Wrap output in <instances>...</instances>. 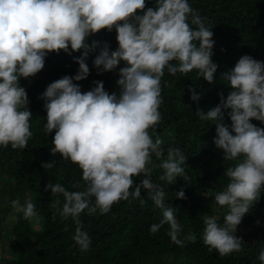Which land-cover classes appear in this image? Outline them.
Segmentation results:
<instances>
[{
  "label": "clouds",
  "instance_id": "obj_1",
  "mask_svg": "<svg viewBox=\"0 0 264 264\" xmlns=\"http://www.w3.org/2000/svg\"><path fill=\"white\" fill-rule=\"evenodd\" d=\"M144 9L145 0H0V147L24 149L32 136L29 100L18 79L37 74L48 53L79 51L80 56L73 57L77 72L51 82L39 97L46 112L44 128L47 134L55 130L50 153L76 164L85 182L83 191L46 183L44 191L50 189L57 196L52 207L79 225L83 210L107 213L115 202L138 198L144 189L162 209V219L149 231L155 233L167 224L171 241L183 246L174 207H165L164 188L150 179L152 156L164 157V149L149 129L154 133L161 120L164 69L171 75L196 70L197 77L212 83L218 67L211 59L215 41L212 27L188 0H155L154 7ZM113 28L115 50L110 51L106 42L86 43L99 30ZM98 47L93 60L98 75L124 62L116 80L118 93L105 91L103 81H93L94 86L85 92L75 83L89 75L86 57ZM222 78L231 88L227 98L221 94L219 104L207 112L198 109L196 114L214 122L213 143L222 150L223 161L238 160L224 171L229 182L214 197L218 205L227 206L223 224L212 216L204 218V244L225 256L241 250L237 225L264 192V128L250 123L254 119L264 124V62L243 55ZM188 91L190 100L198 102L200 95ZM223 110H230V123H225ZM185 160L181 149L169 147L159 164L163 170L159 180L172 185L177 177L186 179ZM54 165L55 160H50L42 167ZM137 175L143 178L133 187ZM175 197L184 198L183 188ZM11 204L24 218L36 215L30 199L24 203L14 199ZM186 239L195 240V235ZM73 240L81 251L90 247L89 234L79 226ZM257 258L264 264V246Z\"/></svg>",
  "mask_w": 264,
  "mask_h": 264
},
{
  "label": "trees",
  "instance_id": "obj_2",
  "mask_svg": "<svg viewBox=\"0 0 264 264\" xmlns=\"http://www.w3.org/2000/svg\"><path fill=\"white\" fill-rule=\"evenodd\" d=\"M188 3L204 18L205 24L212 27L215 43L211 59L218 65L217 71L213 82L208 83L197 77L196 70L171 75L165 68L160 81L161 120L155 125L154 133L149 129L153 140L159 138L160 147L164 149V157L152 156L150 179L164 188L165 207H174L177 222L182 226L183 246L171 241L167 224L155 233L149 231L152 224L162 219V209L155 206L144 189L138 198L115 202L107 213L97 210L90 214L87 209L83 210L78 217L79 225L71 217L63 218L52 207L57 196L52 195L50 189L44 191L46 183H60L70 191L85 188L78 166L62 159L58 153L54 156L50 153L55 130L47 134L44 128L46 112L44 101L39 97L51 82L72 76L78 70L73 57H79L80 52L67 55L60 51L48 53L43 68L34 76L18 79L29 100L32 136L24 149L0 147V243L5 237L6 220L10 215L16 216L10 230L11 255L3 264H167L165 260L171 258V263L181 261L183 264H260L257 257L264 246V192L242 217L243 229L237 225L235 235L243 243L240 251L220 256L215 249L209 251L203 242L205 216H212L218 224H223L228 209L218 205L214 197L229 182L224 171L238 160L223 161L222 150L213 143L214 122L202 120L196 111L207 112L215 107L220 103L221 94L227 98L231 88L222 74L232 69L241 56L249 55L264 62V0H188ZM154 6L155 0H145L144 10ZM190 20L191 17L189 23ZM93 40L106 42L110 51L117 48L115 28L110 32L99 30L87 38L86 43ZM99 50L98 47L86 57L89 75L75 83L85 92L94 86L93 81H103L105 91L118 93L116 80L124 62L98 75L93 60ZM189 89L200 95L198 102L190 100ZM223 111L225 123H230L227 115L230 110ZM250 123L264 128V124L254 119ZM169 147L181 149L186 156L187 178L177 177L172 185L159 180L163 171L159 164L166 158ZM50 160H55L54 167H42ZM142 178L143 175L134 177L133 187ZM74 184L78 187L74 188ZM181 188L184 198L177 199L175 193ZM14 199L21 203L33 201L36 224L41 230H33L30 219L12 207ZM59 199L62 204V195ZM78 226L87 231L91 241L84 251L73 240ZM189 234H194L195 240H187Z\"/></svg>",
  "mask_w": 264,
  "mask_h": 264
},
{
  "label": "rangeland",
  "instance_id": "obj_3",
  "mask_svg": "<svg viewBox=\"0 0 264 264\" xmlns=\"http://www.w3.org/2000/svg\"><path fill=\"white\" fill-rule=\"evenodd\" d=\"M16 216L10 215L8 219L6 220L5 224V237L2 239V242L0 243V264L4 263V259H7L10 255V248H9V240L11 239L10 230L12 228L13 223L15 222ZM31 223H32V229L39 231L41 228L36 224V221L38 222V218L36 216L29 217ZM240 227L243 229V222L241 220ZM171 259L165 260L167 264H183L181 261L178 263H171Z\"/></svg>",
  "mask_w": 264,
  "mask_h": 264
}]
</instances>
